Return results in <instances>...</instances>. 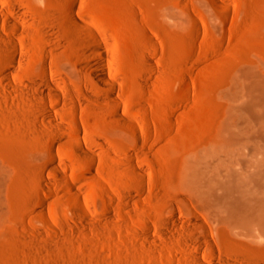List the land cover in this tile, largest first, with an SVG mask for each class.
Wrapping results in <instances>:
<instances>
[{
    "label": "rangeland",
    "instance_id": "obj_1",
    "mask_svg": "<svg viewBox=\"0 0 264 264\" xmlns=\"http://www.w3.org/2000/svg\"><path fill=\"white\" fill-rule=\"evenodd\" d=\"M67 12L97 34L94 52ZM221 89L234 92L226 122L242 138L264 111V0H0V264H197L212 252L192 240V214L215 254L264 264V239L222 235L214 201L201 205L185 184L194 170L216 192ZM73 191L83 224L61 197Z\"/></svg>",
    "mask_w": 264,
    "mask_h": 264
},
{
    "label": "bare ground",
    "instance_id": "obj_2",
    "mask_svg": "<svg viewBox=\"0 0 264 264\" xmlns=\"http://www.w3.org/2000/svg\"><path fill=\"white\" fill-rule=\"evenodd\" d=\"M37 19L43 20L47 13L42 7L35 9ZM66 22L73 27H79L85 31L86 39L92 42L90 49L94 52L99 47V38L94 31L86 27L82 20L66 13ZM201 22L204 20L201 19ZM8 25L17 26L18 21L10 16L6 17ZM5 40L11 47L16 48V41L11 36H4ZM13 61L11 60L4 68V77L2 81L7 80V76L11 74ZM96 69L98 77L102 82H107L113 86V83L107 79L105 70L100 65ZM40 79L42 88H37L36 93H44L43 87L49 86V79L45 72H41ZM8 86L14 87L10 82H6ZM16 88V87H15ZM54 94L60 95L57 88H54ZM220 97L223 105L219 121L218 133V157H217V178H216V192L212 195V190L209 188L204 193L201 190L199 179L196 171L188 170L185 179V184L189 185L192 193L200 196L199 202L201 205L209 206L210 201H214L216 206L215 221L219 232L227 237L228 234L244 235L252 240L264 239V111L256 115L249 116L246 123L243 137L237 139L234 134L231 124L226 122V98L230 100L234 97V92L230 89H221ZM264 102V99H262ZM51 117V114L49 115ZM120 119L126 122L130 127H135V122L131 119L125 118L120 113ZM75 149L88 157H94L93 150L81 142L79 139L74 140ZM55 172L61 174L60 169L55 166ZM45 184L47 179H41ZM71 204L70 210L76 214V219L83 224V209L80 205L81 195L78 191H73L71 195L65 196ZM32 201L34 206L32 209H39L40 221L46 226L47 230L52 235H57V230L53 226L57 221L49 212L43 209L45 201L37 193L32 194ZM193 219H188L187 223L194 226L195 232L192 235V240L204 241L206 243H199L198 247L205 246L211 251V257L206 260L200 255L194 256L197 264H230V260L221 254L213 252L212 243L206 233V225L202 222L197 214H192ZM46 220L47 222L43 221ZM104 222L111 221L107 215L103 217ZM50 221V222H49ZM72 229H79L80 225L76 222L70 224Z\"/></svg>",
    "mask_w": 264,
    "mask_h": 264
}]
</instances>
